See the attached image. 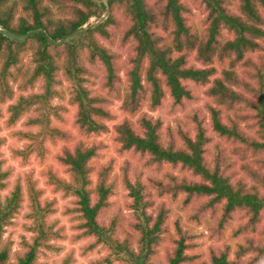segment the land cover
<instances>
[{
	"label": "clouds",
	"instance_id": "clouds-1",
	"mask_svg": "<svg viewBox=\"0 0 264 264\" xmlns=\"http://www.w3.org/2000/svg\"><path fill=\"white\" fill-rule=\"evenodd\" d=\"M136 3L0 0V264H264V0Z\"/></svg>",
	"mask_w": 264,
	"mask_h": 264
},
{
	"label": "trees",
	"instance_id": "trees-1",
	"mask_svg": "<svg viewBox=\"0 0 264 264\" xmlns=\"http://www.w3.org/2000/svg\"><path fill=\"white\" fill-rule=\"evenodd\" d=\"M136 10L139 13L140 24L142 26L143 23H144V15H143V10L140 7L139 0H137V3H136ZM229 22L232 23L233 25L236 24V21H234V20L233 21H229ZM0 23H5L6 24L7 22L6 21H0ZM27 31H29L28 28L21 27V33H26ZM213 32H215V28L213 29ZM63 33H64V30H63V28H61L58 32H56L55 35L59 36V35H62ZM40 39L43 40L44 37H40ZM53 39H55V36L53 37ZM241 42L243 43L244 41H241ZM142 48H145V49H147L149 51L152 50V41L147 36V34H145L143 36V38H142ZM42 55L45 56V57L48 56L47 48H45V50L42 53ZM156 64H159L160 67L164 70L165 74L169 76V78L171 80V83L176 85V91H177V94H179V92H180L179 85L176 84V79H175V75H176L175 66H173L172 68H169L167 62L164 59L163 53L159 54L158 57L154 60L153 67H155ZM184 75L192 77L193 79L199 81V80L206 79V77H207V75H209V73H186ZM260 104H261V106H264V96L260 97ZM191 162L194 163V164H198L199 163L198 157H197V160L191 161ZM79 166H80V161H77V167H79ZM226 190L227 189L225 188V186L222 183L218 185L217 191L224 192ZM249 203H251V200L249 201ZM93 215H94V213L91 210H89V216H93ZM158 227H159V225H158ZM174 264H175V262H174ZM217 264H220V262H217Z\"/></svg>",
	"mask_w": 264,
	"mask_h": 264
}]
</instances>
